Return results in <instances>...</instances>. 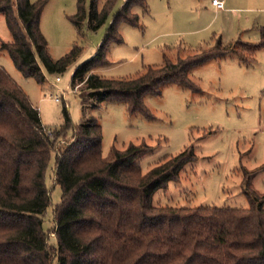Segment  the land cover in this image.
<instances>
[{"label":"trees","instance_id":"1","mask_svg":"<svg viewBox=\"0 0 264 264\" xmlns=\"http://www.w3.org/2000/svg\"><path fill=\"white\" fill-rule=\"evenodd\" d=\"M48 1L0 0L11 33L0 49L40 84L46 82L41 64L50 74L63 73L80 51L75 45L64 56L51 57L40 28ZM84 1L79 0L71 18L79 30L86 19L94 30L106 24L118 2L106 0L99 9L92 0L88 13ZM146 2L125 0L96 53L73 71L71 86L86 83L94 107L110 99L125 103L131 114L152 117L145 97L161 95L164 85L200 91L190 78L192 68L230 54L251 65L264 49L261 26L258 43H224L218 38L201 51L179 47L176 60L165 53L161 65L148 66L132 78L98 74L96 70L109 63L110 44L124 42L120 22L140 26L133 9ZM63 115L59 128L46 126L39 109L0 66V264H54V258L57 264H264V194L250 184L264 166L247 171L249 208L155 205L156 191L178 180L183 167L196 158L193 147L144 173L136 161L153 151L147 142H131L123 150L113 147L105 158L98 119L86 114L72 126L66 105ZM52 160L62 197L53 209L55 237L49 239L51 228L44 224L51 203L46 173Z\"/></svg>","mask_w":264,"mask_h":264},{"label":"rangeland","instance_id":"2","mask_svg":"<svg viewBox=\"0 0 264 264\" xmlns=\"http://www.w3.org/2000/svg\"><path fill=\"white\" fill-rule=\"evenodd\" d=\"M105 2L97 0L99 9ZM124 2L118 0L110 15L112 19L100 28L91 29L86 19L79 30L71 20L78 12L79 0H49L40 21L49 53L58 59L77 45L80 51L75 60L59 74L48 73L41 64L46 76L44 84L25 76L5 49H0V66L39 109L46 126H61L65 105L72 126L82 122L86 114L95 116L102 126L105 158L113 147L123 150L131 142L145 141L153 151L140 157L136 164L146 173L164 158L193 147L196 158L183 167L178 180L156 191L155 205L249 208L247 171L264 166V49L255 54L251 65L230 54L192 68L190 78L200 91L177 84L164 85L161 95L145 97L152 117L131 114L125 103L110 99L94 107L86 83L77 81L74 88L71 86L72 74L75 67L96 53ZM91 3L92 0L84 1L88 13ZM225 6L227 11H219L212 0H147L146 6L133 9L139 15L140 26L120 22L124 42L110 44L109 63L96 72L108 78H132L148 66L161 65L165 53L176 60L179 47L201 51L218 38L224 43H258L260 27L264 26V0H229ZM10 40L7 21L0 13V44ZM57 96L60 101L55 100ZM54 164L52 160L46 173L51 203L44 227L51 228L49 239L55 237L53 209L62 197V188L55 182ZM250 184L252 190L264 194V169Z\"/></svg>","mask_w":264,"mask_h":264},{"label":"built area","instance_id":"3","mask_svg":"<svg viewBox=\"0 0 264 264\" xmlns=\"http://www.w3.org/2000/svg\"><path fill=\"white\" fill-rule=\"evenodd\" d=\"M212 4L215 5L218 9H223L225 7V2L224 0H212ZM57 81L60 80V76H57ZM56 101H60V97H55Z\"/></svg>","mask_w":264,"mask_h":264},{"label":"crops","instance_id":"4","mask_svg":"<svg viewBox=\"0 0 264 264\" xmlns=\"http://www.w3.org/2000/svg\"><path fill=\"white\" fill-rule=\"evenodd\" d=\"M224 2H225V5H227V3H229V0H224ZM213 5V4H212ZM217 10H224L225 9V11H227L229 8H227L226 6H225V8H223V9H218L215 5H213Z\"/></svg>","mask_w":264,"mask_h":264}]
</instances>
